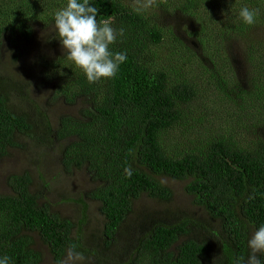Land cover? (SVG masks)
I'll return each instance as SVG.
<instances>
[{
	"label": "trees",
	"instance_id": "16d2710c",
	"mask_svg": "<svg viewBox=\"0 0 264 264\" xmlns=\"http://www.w3.org/2000/svg\"><path fill=\"white\" fill-rule=\"evenodd\" d=\"M94 2L98 22L107 20L124 29L110 47L126 52L127 60L115 78L89 83L65 55L47 64L41 59L38 70H47L35 79H24L1 64L4 52L17 60L20 39L34 41L37 28L50 29L55 10L66 0H0V156L25 145L46 150L56 141L66 142L63 166L88 171L96 185L90 197L104 219L97 237L82 222L56 212L34 189L29 172L9 175L7 192L0 193V255L9 256L10 264H42L37 239L57 264L65 261L70 247L82 253V264H234L236 257L247 254L245 239L252 226L264 224V37L258 43L253 35L264 25V0L238 3L221 20L210 17L219 24L217 29L211 20L205 22L189 42L172 35L181 44L175 49L178 58L169 57L174 71L184 57L197 56L208 71L228 69L230 90L235 96L237 91L242 103L236 110L223 109L220 130L225 127L226 134L217 133L201 149L183 153L170 150L167 133L196 98L199 83L177 82L148 61L150 48L162 44L168 30L152 25L122 0ZM199 5L185 0L179 10L186 20H202ZM245 6L259 10L252 26L238 17ZM53 34L46 44L58 41ZM235 48L248 65L246 81L232 55ZM37 79L52 87L47 103L59 97L64 104L81 100L87 107L76 117L59 115L53 125L34 99ZM249 104L256 111L251 112ZM241 119L249 122L247 142L236 130ZM258 122L259 131L254 129ZM125 168L131 169V176ZM159 178L186 181L194 209L162 208L132 219L142 196L170 202L172 191ZM89 239L101 245H91Z\"/></svg>",
	"mask_w": 264,
	"mask_h": 264
},
{
	"label": "rangeland",
	"instance_id": "374dc122",
	"mask_svg": "<svg viewBox=\"0 0 264 264\" xmlns=\"http://www.w3.org/2000/svg\"><path fill=\"white\" fill-rule=\"evenodd\" d=\"M122 1L128 7L143 14L152 25L162 26L168 30L164 42L150 48V60L148 61L155 67L170 73L169 77L177 82L199 83L196 98L184 107L180 122L167 133V145L170 150L183 153L196 148L201 149L206 142L212 141L218 135L217 133L226 134L225 127L220 130L224 122L222 119L223 109L236 110L242 104L237 91L235 96L230 90V70L216 67L218 70L208 71L203 68L197 56V58L184 57L176 63L177 71H174L169 57L172 54L175 60L178 58L175 49L181 44L178 45L171 37L176 34L178 38L185 42L194 40V38L196 39L195 33H198V27L201 24H205V22L209 24L210 17L221 20L232 7L245 2V0H194L201 3L197 9L202 16V20L195 16L186 20L179 10V6L185 0L182 2L181 0ZM258 1L262 2V0ZM209 12L212 14L211 16H209ZM211 21L212 27L217 29L219 24L213 20ZM206 28H208V25ZM253 35L254 41L261 42L264 37V25L257 26L253 30ZM53 36L54 34L50 29L37 28L34 41L26 43L23 39H20L17 43L19 45L17 47L19 53L17 60L15 61L14 56L4 52L5 55L1 60V64L6 65L12 72L18 73L24 79H29L30 75L35 79L37 73L39 76L47 70V68L38 70L37 65L41 59L44 58L47 64L60 55H65L58 41L52 40L53 42L49 44L45 43L44 40H50ZM171 49L174 50L171 51ZM237 52L238 49H232V55H234V59L241 68L240 76L244 75L246 81V73L249 79V72L246 68L248 65L244 57ZM222 55L225 56V50H222ZM43 83V81L37 79L32 91L34 92V99L46 110L53 125H55L59 115L66 114L76 117L79 116L82 108L87 107L86 103L81 100L72 105L64 104V100L59 97L54 102L47 103L46 98L51 95L50 90L52 87L42 86ZM62 83L67 82L62 81ZM249 85L248 82L246 88ZM242 86L244 87V85ZM227 94H230L231 98H228ZM249 106L252 109L251 112L256 111L254 106L251 104ZM260 118L261 116L258 113V119ZM248 124L249 122L245 119L238 120L236 123V130L241 132V139L246 142L249 140L245 138V130ZM254 129L257 131L261 129L260 122L256 123ZM41 135L43 134L41 133ZM66 145L64 141H56L54 145L47 146L49 148L46 150L31 149V145H25L23 149L12 148L5 155L0 156V193L7 192L5 186L9 175L29 172L34 181V189L54 205L56 212L75 223L82 222L81 224L86 227L88 232H93L98 237L104 227V219L100 214L99 204L90 197L96 185L91 181L90 174L84 168L66 169L63 166L62 156ZM39 173H41L43 181L39 179ZM159 180L162 185L172 191L170 202L164 204L149 199L147 196H142L135 202L132 219L141 212L146 213L162 208H171L172 210L194 209L192 197L185 192L186 181H175L166 178H159ZM43 182L48 184V188L44 187ZM83 207L86 213L84 216L82 215ZM89 242L91 245H101L100 241V244L91 239H89ZM35 246L37 250L40 249L39 251L43 255L42 264H57L53 261L47 248L40 244L37 239H35ZM61 264H82V262L67 255L65 261Z\"/></svg>",
	"mask_w": 264,
	"mask_h": 264
},
{
	"label": "clouds",
	"instance_id": "9594fccd",
	"mask_svg": "<svg viewBox=\"0 0 264 264\" xmlns=\"http://www.w3.org/2000/svg\"><path fill=\"white\" fill-rule=\"evenodd\" d=\"M258 9L242 7L238 17L242 24L252 26L256 23ZM99 8L94 0H66L55 10L50 31L55 33L65 56L83 74L87 82L115 78L121 64L127 60L124 51H113L111 45L118 37H123L124 29L114 28L107 20L98 22ZM128 176L132 172L125 168ZM247 254L235 258L234 264H264V224L252 226L245 239ZM68 256L82 260L83 255L75 248L68 249ZM10 257L0 255V264H10Z\"/></svg>",
	"mask_w": 264,
	"mask_h": 264
}]
</instances>
